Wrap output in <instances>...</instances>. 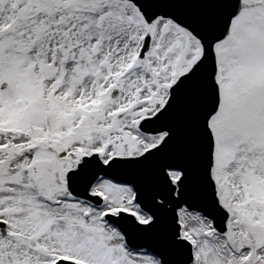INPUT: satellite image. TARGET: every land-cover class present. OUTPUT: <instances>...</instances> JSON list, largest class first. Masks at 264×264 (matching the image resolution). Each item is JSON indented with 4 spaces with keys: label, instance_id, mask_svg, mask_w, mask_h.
<instances>
[{
    "label": "snow or ice",
    "instance_id": "snow-or-ice-1",
    "mask_svg": "<svg viewBox=\"0 0 264 264\" xmlns=\"http://www.w3.org/2000/svg\"><path fill=\"white\" fill-rule=\"evenodd\" d=\"M0 264H264V0H0Z\"/></svg>",
    "mask_w": 264,
    "mask_h": 264
}]
</instances>
